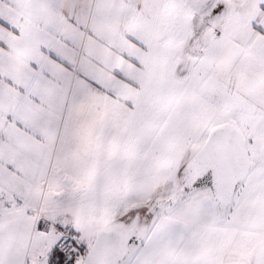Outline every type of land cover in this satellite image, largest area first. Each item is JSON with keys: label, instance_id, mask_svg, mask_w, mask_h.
<instances>
[{"label": "snow or ice", "instance_id": "obj_1", "mask_svg": "<svg viewBox=\"0 0 264 264\" xmlns=\"http://www.w3.org/2000/svg\"><path fill=\"white\" fill-rule=\"evenodd\" d=\"M0 264H264V0H0Z\"/></svg>", "mask_w": 264, "mask_h": 264}]
</instances>
